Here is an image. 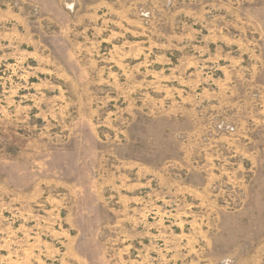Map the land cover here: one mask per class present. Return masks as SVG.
Segmentation results:
<instances>
[{
  "label": "rangeland",
  "instance_id": "374dc122",
  "mask_svg": "<svg viewBox=\"0 0 264 264\" xmlns=\"http://www.w3.org/2000/svg\"><path fill=\"white\" fill-rule=\"evenodd\" d=\"M0 264H264V0H0Z\"/></svg>",
  "mask_w": 264,
  "mask_h": 264
}]
</instances>
